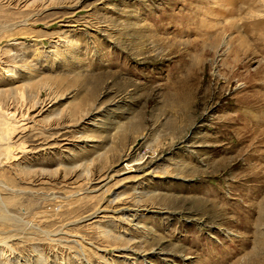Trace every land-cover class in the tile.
Here are the masks:
<instances>
[{
    "label": "rangeland",
    "instance_id": "rangeland-1",
    "mask_svg": "<svg viewBox=\"0 0 264 264\" xmlns=\"http://www.w3.org/2000/svg\"><path fill=\"white\" fill-rule=\"evenodd\" d=\"M0 264H264V0H0Z\"/></svg>",
    "mask_w": 264,
    "mask_h": 264
},
{
    "label": "bare ground",
    "instance_id": "bare-ground-1",
    "mask_svg": "<svg viewBox=\"0 0 264 264\" xmlns=\"http://www.w3.org/2000/svg\"><path fill=\"white\" fill-rule=\"evenodd\" d=\"M1 141V140H0Z\"/></svg>",
    "mask_w": 264,
    "mask_h": 264
}]
</instances>
